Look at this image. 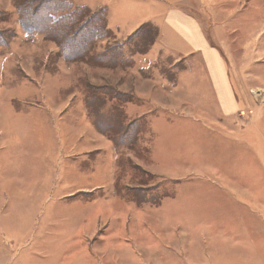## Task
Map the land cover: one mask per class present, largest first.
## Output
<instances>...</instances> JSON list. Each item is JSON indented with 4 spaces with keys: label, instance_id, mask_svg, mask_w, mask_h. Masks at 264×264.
I'll return each instance as SVG.
<instances>
[{
    "label": "rangeland",
    "instance_id": "1",
    "mask_svg": "<svg viewBox=\"0 0 264 264\" xmlns=\"http://www.w3.org/2000/svg\"><path fill=\"white\" fill-rule=\"evenodd\" d=\"M24 1L13 0L11 11H0V114L5 109L4 116L8 115L5 121L0 118V262L173 264L179 233L183 246H197L199 241L203 248L209 240L206 233L264 235V30L261 41L241 43L264 21V0H229L239 12L233 14V21L229 18L227 44L231 54L246 60L242 68L246 77L231 78L237 99L231 97L229 103L246 104L239 106L237 115L253 118L252 124H241L244 130L236 133V126L228 129L208 121L168 124L162 120L153 121L149 130L146 118L140 122L133 149L114 140V160L92 153L83 162L65 153L59 121L52 124L45 113L26 119L18 117L20 111H8L22 109L28 117L32 106L44 104L33 92L36 85L29 73L32 68L45 71L41 63L46 64L44 55L51 51V42L65 62L79 68L66 77L54 65V78L44 86L54 90L67 80L84 101L92 85L78 76L85 62L64 59L45 31L24 30L18 8ZM1 4L9 7L5 1ZM132 39L125 40L127 53L137 49L138 40ZM91 46L86 65L103 64L101 56L112 53L122 55L123 66L129 62L111 31ZM36 53L41 56L34 57ZM62 96L47 92V98L58 104ZM109 107V103L103 107L104 115ZM155 112L166 119L173 116ZM88 114L94 120V113ZM131 120L126 116L127 122ZM75 128L71 125L67 132ZM97 165L102 168L94 173ZM109 165L114 168L111 175L106 171ZM78 175L83 189L75 188ZM138 195L140 200L134 201Z\"/></svg>",
    "mask_w": 264,
    "mask_h": 264
},
{
    "label": "crops",
    "instance_id": "2",
    "mask_svg": "<svg viewBox=\"0 0 264 264\" xmlns=\"http://www.w3.org/2000/svg\"><path fill=\"white\" fill-rule=\"evenodd\" d=\"M3 1L9 7H1ZM230 3L229 0H202L198 1V5L191 0H100L90 4L87 0H73L74 5L87 6L92 11L101 8L105 10L106 26L113 34V41L118 40L124 56L132 62L128 66L118 64L115 67L84 63L78 76L83 75L92 85H106L129 95L131 101L122 102L121 109L132 119L147 118L149 130L153 121H158V124L162 120L168 124L175 121L203 124L208 121L227 128L236 126L233 128L236 133H240L244 130L240 129L241 124H252L254 120L238 118L237 114L241 109L239 106L245 107L246 104L229 103L231 97L234 101L237 99L234 97L236 91L232 79L246 77L242 69L245 67V56L236 58L230 53L227 44L226 36L230 34L229 18L233 21V14L239 12L237 8H231ZM12 7L14 8L13 0H0V11H11ZM145 23H151L156 28L153 42L145 52L131 50L127 53L129 49L123 47L128 42H133V39L128 42L125 40ZM262 24L256 31L257 34L254 32V35L244 36L245 40L241 42L244 46L251 45L253 40L261 41L264 21ZM48 46L51 51L44 55L46 64L41 63L45 71L37 72L32 68V73H29L36 85L33 92L44 104H40L41 108L39 105L32 106L28 117L22 109L9 107L8 111L11 114L20 111L21 115L18 117L26 119H38L45 113L46 119L50 118L52 124L59 121L65 153H72L81 162L92 153L113 159L117 156L116 144L95 127L87 112L85 100L77 96L80 91L75 88L72 90L67 80L61 81V86L54 90L48 88V85L44 86L54 78L51 74L54 65L66 77L73 75L74 70L79 68L78 64L65 62L55 52L52 42ZM40 56L36 53L34 57ZM178 64L182 66L179 67ZM50 90L65 95L61 98V104L47 98ZM155 111L173 116L166 119L156 116ZM4 114L5 109H1L0 118ZM150 116L157 120H151ZM7 119L6 114L3 120ZM71 125L77 128L68 133L67 129ZM100 162L102 165L103 162ZM101 165L94 167V173L95 170H101ZM106 171L111 175L114 172L113 166H107ZM75 188H84L80 184L79 175ZM206 234L209 240L204 248L199 241L197 246L185 247L181 244L180 233L178 238L175 236L177 246H174L173 264H264L262 233ZM209 241L210 244L218 243L217 247L210 248ZM1 250L5 249L1 247ZM182 254L185 255L184 258Z\"/></svg>",
    "mask_w": 264,
    "mask_h": 264
},
{
    "label": "trees",
    "instance_id": "3",
    "mask_svg": "<svg viewBox=\"0 0 264 264\" xmlns=\"http://www.w3.org/2000/svg\"><path fill=\"white\" fill-rule=\"evenodd\" d=\"M18 8L20 23L24 30L35 31L37 29L45 31L49 38L56 42L64 59L68 61L88 62L92 42L101 40L110 33L106 26L104 9L90 11L87 6L74 5L73 0H25ZM155 35V26L151 23H145L131 34L127 41L137 38L135 39V41L138 40L136 50L145 52L153 42ZM105 51L111 53L112 49L110 47ZM121 57L122 55H115V53L110 56L104 54L100 59L103 64L93 65L115 67L120 64L123 66ZM130 64H132L131 60L127 65ZM87 88L84 100L87 112L94 113L93 123L95 127L116 142L119 141L122 145L126 143L128 148L133 149V144L138 138L139 128L142 127L140 122L143 119H132L127 122L126 116L120 107L122 102L131 101V97L106 85H89ZM106 96H110V99H107ZM112 100H116L120 104H113ZM106 103H109L110 107L107 109L108 113L104 115L102 110ZM100 119L103 122H99ZM113 134L119 136L117 140L114 139ZM133 198L134 201H138L140 196H134Z\"/></svg>",
    "mask_w": 264,
    "mask_h": 264
}]
</instances>
